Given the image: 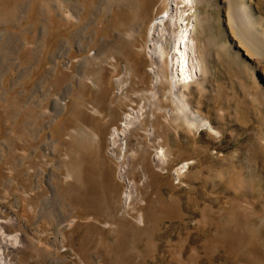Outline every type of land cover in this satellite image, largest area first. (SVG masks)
Wrapping results in <instances>:
<instances>
[{"label":"rangeland","instance_id":"374dc122","mask_svg":"<svg viewBox=\"0 0 264 264\" xmlns=\"http://www.w3.org/2000/svg\"><path fill=\"white\" fill-rule=\"evenodd\" d=\"M243 1L253 24L195 1L205 66L185 93L205 121L165 130L163 168L151 124L172 104L147 48L163 0H0V264H264V0ZM138 108L150 131L122 132Z\"/></svg>","mask_w":264,"mask_h":264},{"label":"bare ground","instance_id":"6f19581e","mask_svg":"<svg viewBox=\"0 0 264 264\" xmlns=\"http://www.w3.org/2000/svg\"><path fill=\"white\" fill-rule=\"evenodd\" d=\"M119 1L120 0H114V5L116 4V6L119 7V4L122 3ZM195 1L196 0H163L165 4V9L159 11V13L156 15L155 19L151 22L148 28V51L152 56H158L157 58H159V60L162 62V68L159 72L155 74L154 77L157 80L160 79L162 87H164L165 84H168V88L165 87L167 89V99L172 104L171 109H166V115H164L166 117L164 120L165 127L163 130L157 128V119L152 122L153 124H151L155 127L156 130L153 142L158 143V146H156L157 157L163 165V168H165L166 165H169L172 162L171 155L173 153L171 143L167 141V143L165 144L164 142L165 136L163 135V133H165V130L169 129L170 131V128H172L171 126H173V128L177 130L176 140L178 141V132H180V128L184 127L188 128L189 130H192L193 126H197L201 122L205 121V119L202 118L200 115H195L196 111L194 110L192 104L190 103L187 97V94L185 93V89L189 87L190 82L197 74V71H203V67L205 66L202 57L199 56V53L197 54V45L195 43L196 40L194 37L196 27L195 19L198 17V14L196 12H193ZM117 7L115 10V14L118 12ZM235 7L238 9L237 16L239 17L240 21L248 22L249 24L253 22V16L250 14V11H252L250 5H248L243 0H235ZM190 13H192L191 16H189ZM68 15L71 16V13L69 12ZM136 16L138 17V14ZM168 32H170L171 37L168 40L169 42H165L169 43V46L164 42V39L166 38ZM241 39L246 42L242 36ZM155 105L157 106V110L159 111L162 107L165 106H162V103L159 98ZM94 110L96 112H100V110L98 109ZM140 111H142V108H138L136 113H134V117L126 118V125L123 127L122 132H126V130L130 127L131 124H137L139 120H141V129H144L147 132L150 131V120L145 117L141 119L142 117L139 114ZM207 124L211 125L210 122H207L205 125ZM91 134L92 137L95 139L99 137V134L96 132L91 131ZM188 167L189 163L186 162L182 164L179 168H177V173L179 174V176ZM105 170L106 169H104V171ZM105 173H107V171ZM86 181H84L85 183L79 186L78 191L80 194L79 196H77L78 198L76 196L75 198L77 199L74 198L75 200H77V204L83 207V211L92 210V208H95V202L92 198L93 189L90 187L91 185H88L89 181ZM131 197V193L127 191L125 198V202L127 205L129 204L128 202L130 201ZM67 198L70 200L68 196ZM137 217L141 219V215ZM5 241L8 246L14 245L15 243H17V237L16 235H13V237L11 238H6ZM1 253L2 250H0V263H2V261L3 263H6V260H2Z\"/></svg>","mask_w":264,"mask_h":264}]
</instances>
